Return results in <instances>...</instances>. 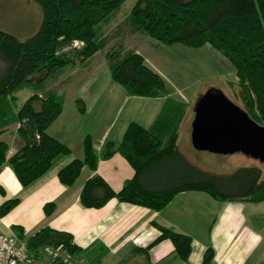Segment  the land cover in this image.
Listing matches in <instances>:
<instances>
[{
  "label": "trees",
  "instance_id": "16d2710c",
  "mask_svg": "<svg viewBox=\"0 0 264 264\" xmlns=\"http://www.w3.org/2000/svg\"><path fill=\"white\" fill-rule=\"evenodd\" d=\"M33 1L43 14L35 35L21 41L0 30V168L9 166L22 187L28 188L53 168L57 158L70 155L68 145L49 134L64 104L47 85L65 68L84 66L102 52L109 77L128 96L162 99L163 104L150 127L129 124L118 144L106 141L97 151L87 135L84 159H74L59 171L60 183L71 187L84 168L96 172L100 162L117 154L132 167V179L126 180L118 192L98 174L89 178L80 195L85 208L101 209L116 200L162 211L184 192L206 193L219 202H264L260 168L242 167L221 175L204 171L186 158L178 141L190 104L175 97L167 80L150 68L133 46L128 49L123 43L128 35L144 34L166 46H211L236 70L246 112L264 126V0H136L114 36L105 28L117 19L128 0ZM74 42L82 46L62 51ZM22 90L34 93L17 107V94ZM75 103L84 114V100L77 98ZM13 125L22 142L15 151L2 139ZM19 204V199L6 201L0 206V218ZM53 211L52 204L44 207L47 216ZM153 225L160 235L146 251L169 240L176 256L189 262L192 237L157 222ZM13 230L24 239L20 227ZM26 249L42 259L66 264L81 261L82 249L74 236L64 231L41 229L26 241ZM214 257V249L209 247L202 264H212Z\"/></svg>",
  "mask_w": 264,
  "mask_h": 264
},
{
  "label": "crops",
  "instance_id": "0c3cea01",
  "mask_svg": "<svg viewBox=\"0 0 264 264\" xmlns=\"http://www.w3.org/2000/svg\"><path fill=\"white\" fill-rule=\"evenodd\" d=\"M138 53L145 58L143 53ZM94 62H89L90 67ZM74 71L63 79L65 81L57 83L62 89L58 90L53 83L48 86L64 104L63 113L49 134L68 145L71 153L57 158L53 168L28 188L22 187L9 166L0 168V206L12 199L20 200L14 210L0 218V233L14 234L18 242L25 243L44 228L68 232L82 249L80 263L89 260L93 264H202L205 251L212 247L215 252L212 264H247L264 245V234L262 228L254 227L246 219L242 208L246 202H219L206 193L184 192L162 211L116 200L101 209L85 208L80 195L86 181L94 174L100 175L117 192L126 180L132 179L134 170L119 154L100 162L96 172L84 168L71 187L60 183L59 171L74 159H84L83 142L87 135L93 138L97 151L105 141L118 144L129 124L150 127L163 104L162 99L128 96L121 86L107 77V72L82 75L79 70ZM178 94L185 100L180 91ZM77 98L86 102L84 114L78 110ZM189 118L190 114L182 129ZM13 138L16 142L10 145L11 151L22 145L20 139ZM3 140L10 144V140ZM48 204L54 205L50 216L44 212ZM153 222L192 237L189 262L176 256L169 240L146 251L160 235ZM15 226L22 229L23 241L13 230Z\"/></svg>",
  "mask_w": 264,
  "mask_h": 264
},
{
  "label": "rangeland",
  "instance_id": "374dc122",
  "mask_svg": "<svg viewBox=\"0 0 264 264\" xmlns=\"http://www.w3.org/2000/svg\"><path fill=\"white\" fill-rule=\"evenodd\" d=\"M135 2L136 0H128L124 4L117 19L106 26L105 31L107 34H113L114 36L116 27L124 24ZM42 22L43 14L40 6L33 0H0V30L14 35L19 40L26 41L35 35L41 27ZM123 43L126 48L129 49L133 46L137 53H143L147 65L153 70L159 71L170 86H172L175 91V97L183 102L187 100L185 103L190 104V118L181 130L178 142L180 151L190 162L204 171L221 175L232 174L242 167H258L262 171V179L264 180V164L251 156L242 152L216 155L209 152L197 151L192 145L191 124L194 117V107L198 99L208 90L218 89L222 91L232 103L246 112L244 96L239 86L236 70L220 53L209 45L200 49L188 48L183 45L166 46L144 34L128 35ZM81 46L80 43L74 42L62 51L70 52V49L74 47L80 48ZM141 47L144 49L139 51L138 49ZM94 58L92 59L95 61L93 67H90L91 64L89 62L84 66H69L53 78L47 86H51L53 83L56 88L58 87V90L62 89V86L57 83L65 81L63 79L70 75V72H75L74 70L76 69L82 75L83 73L88 75L91 72H107L106 74H108L105 54L100 52ZM91 69L93 70L90 71ZM179 91L180 95L183 94L185 96V100L179 96ZM32 93L34 92L29 90L20 91L17 94L16 106L19 107ZM88 123L90 122L88 121ZM16 129L17 126L13 125L3 135V139L10 140V145L12 146L16 142V139L13 138L14 136L17 137L15 133ZM17 138L19 139V137ZM242 208L245 209L248 222L256 228H262L264 234V202L259 204L246 203V206ZM249 218L253 220L250 221ZM79 264L93 263L86 260ZM247 264H264V245L255 252Z\"/></svg>",
  "mask_w": 264,
  "mask_h": 264
},
{
  "label": "water",
  "instance_id": "95a60500",
  "mask_svg": "<svg viewBox=\"0 0 264 264\" xmlns=\"http://www.w3.org/2000/svg\"><path fill=\"white\" fill-rule=\"evenodd\" d=\"M191 142L197 151L216 155L242 152L264 164V126L218 89L208 90L195 104Z\"/></svg>",
  "mask_w": 264,
  "mask_h": 264
},
{
  "label": "built area",
  "instance_id": "2783aa9c",
  "mask_svg": "<svg viewBox=\"0 0 264 264\" xmlns=\"http://www.w3.org/2000/svg\"><path fill=\"white\" fill-rule=\"evenodd\" d=\"M0 264H66L56 260L37 257L33 253L19 250L10 236L0 235Z\"/></svg>",
  "mask_w": 264,
  "mask_h": 264
}]
</instances>
